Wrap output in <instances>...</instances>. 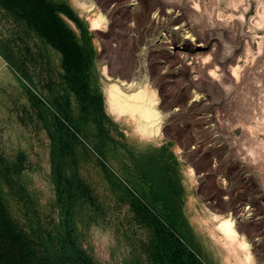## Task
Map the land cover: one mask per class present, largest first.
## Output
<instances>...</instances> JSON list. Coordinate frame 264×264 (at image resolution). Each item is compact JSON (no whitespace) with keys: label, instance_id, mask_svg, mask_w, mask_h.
Listing matches in <instances>:
<instances>
[{"label":"rangeland","instance_id":"rangeland-1","mask_svg":"<svg viewBox=\"0 0 264 264\" xmlns=\"http://www.w3.org/2000/svg\"><path fill=\"white\" fill-rule=\"evenodd\" d=\"M112 82L155 94V140L105 109ZM0 202L53 264H221L201 224L223 219L264 264V0H0Z\"/></svg>","mask_w":264,"mask_h":264},{"label":"trees","instance_id":"trees-1","mask_svg":"<svg viewBox=\"0 0 264 264\" xmlns=\"http://www.w3.org/2000/svg\"><path fill=\"white\" fill-rule=\"evenodd\" d=\"M59 10L71 17L66 9L59 7ZM32 17L49 43L61 53L72 91L83 101L98 102L97 112L102 113L99 99L91 96L87 89L71 34L56 22L55 14L46 7L41 10L34 9ZM167 237L176 247L179 246V241L172 234L168 233ZM0 264H53L50 257L40 248L38 241L11 219L1 202Z\"/></svg>","mask_w":264,"mask_h":264},{"label":"bare ground","instance_id":"bare-ground-1","mask_svg":"<svg viewBox=\"0 0 264 264\" xmlns=\"http://www.w3.org/2000/svg\"><path fill=\"white\" fill-rule=\"evenodd\" d=\"M103 20V15L97 14L90 19L91 28L99 29ZM126 84L130 86L132 82ZM103 101L105 109L115 114L133 133L144 139L155 140L159 132L160 117L153 92H147L144 88L127 92L119 84L112 82L103 87ZM205 219L210 220V216L207 214ZM201 227L215 248L221 264L250 263L249 256L243 260L236 252L237 232L230 219L220 220L214 227L207 223L201 224ZM240 245L246 246L245 243Z\"/></svg>","mask_w":264,"mask_h":264}]
</instances>
